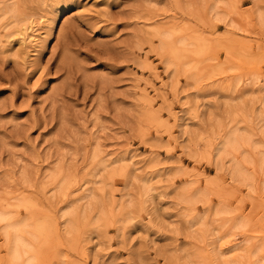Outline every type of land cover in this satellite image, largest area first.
<instances>
[{
	"label": "rangeland",
	"instance_id": "374dc122",
	"mask_svg": "<svg viewBox=\"0 0 264 264\" xmlns=\"http://www.w3.org/2000/svg\"><path fill=\"white\" fill-rule=\"evenodd\" d=\"M25 1L26 46L0 19V194L28 197L47 223L39 264H217L213 249L227 257L241 251L233 245H260L246 264H264V188L232 176L214 152L231 126L264 141V0H235L243 20L225 6L216 19L213 0L15 3ZM172 20L176 36L206 37L190 59L212 73L168 64L155 28ZM55 167L63 173L53 181ZM86 182L93 208L80 202L67 233L61 208ZM5 244L0 229V264H9Z\"/></svg>",
	"mask_w": 264,
	"mask_h": 264
},
{
	"label": "bare ground",
	"instance_id": "6f19581e",
	"mask_svg": "<svg viewBox=\"0 0 264 264\" xmlns=\"http://www.w3.org/2000/svg\"><path fill=\"white\" fill-rule=\"evenodd\" d=\"M205 1H207V0H205ZM92 2H93V0H92ZM25 3H26V1H25ZM202 3L203 2H201V5H202ZM205 4H203V5H205ZM208 4H210L209 5V7H210L209 11L212 14H214L216 19L222 18V14H221V12H219V9L223 8V6H225V8L228 9V11H226V10H224V11L228 12V16L236 17L238 19L243 20L242 18H239L240 13H238L239 10L237 8V4H236L235 0H230V1H226V2L221 1V0H213L212 3L210 2ZM205 7H203V8H205ZM28 8L29 7H28L27 3H26V5H23V3L18 5L17 2L15 3V0L14 1L0 0V19L6 20L7 23L5 24V27L7 25H9L11 27L10 28V34L11 35H13V34H19L20 35L19 44L21 46H24L27 43V40L30 39V37H32L30 32L33 30V19L34 18L32 19V16H33L31 14L32 11L29 12ZM194 10L198 11V7H196V9H194ZM205 11H207V10H205ZM242 13H244V12H241V14ZM231 19L232 18H230V20ZM258 19H259L261 24H264V15L259 13ZM54 20H52V22H50L49 24L53 25ZM239 21L240 20H238V22ZM161 22L163 23V21H161ZM242 23H244V22H242ZM177 24H179V23H177ZM160 25H159V27H157V26H154V27H157V28H155V31L160 35L161 48L163 50H167V52H168L167 59H168L169 65L170 64L172 65V63H173L172 60H170V59L174 58L179 62V64L180 63L184 64L185 67H188L189 70H192L194 72V77H196V78H199L203 72L205 73V71H207L206 73H209L208 71H211L210 73H212L213 67L210 64L201 66L199 63H197V62L195 63L192 61V59H190L191 54H198L199 55L205 50L206 37L203 36L202 33L197 32V34H193V35H189V36L187 35V37H189V38H185V37L180 38V37L176 36L175 31L178 30V28H176L177 26H175L176 25L175 21H173V20L169 21V22L166 21V23H163V24L160 23ZM240 25H241V22H240ZM247 25H245V26H247ZM245 26H244L245 29L247 28L250 30V28L245 27ZM249 27H250V24H249ZM155 31H154V33H155ZM247 33H249L248 30H247ZM190 36H192V37H190ZM36 39L37 38H34V37L32 38V40H36ZM29 41H31V40H29ZM245 41H248V40H245ZM35 42H39L38 39ZM28 45H30V44H28ZM34 45L38 46V43H34ZM224 46H226V44ZM31 48H32V46H31ZM231 51H233V50H231ZM229 52H230V50H229ZM235 52H236V50H235ZM237 53L241 54V52H239V51L236 52V55H237ZM34 54H35V52H34ZM243 54H244V52H243ZM237 56H239V55H237ZM176 60H175V62H177ZM214 72H217V71H214ZM218 72H222V71H218ZM207 76H209V74ZM210 77H212V76L210 75L208 78H210ZM203 78L206 79V77H203ZM225 85L229 86L228 84H225ZM227 88H229V87H227ZM260 114L258 113V117L261 116ZM262 120H264V119L262 118ZM257 121H259V120H257ZM239 127L241 128V126H239ZM230 128H232V129L228 130L224 134L222 141L215 147L214 152H215L217 161L222 162L226 158L229 159L230 165L228 167L231 170L232 176H234L237 179H239L240 181L248 183V184H252V182L259 180L260 183L262 184V187L264 188V150H263L264 141L255 142L256 140L254 141L253 137H251V135H249V134H246L243 130H241L237 127H232V126ZM260 133L263 134V136H264V126L261 127ZM239 154H241V156H239ZM96 156H97V153L94 152L93 153L94 160H96ZM98 161H100V160H97V163H99ZM101 164L105 167L104 162L102 163V161H101L100 165ZM246 164L251 165L252 169L250 172L246 170ZM93 166H95V165H93ZM91 167H92V165H91ZM60 168L55 167L53 169L54 171L50 175V178L52 180L55 179L56 176H57L56 178L58 180V175H59V173L62 172V170H60ZM93 169H94V167H93ZM61 175L62 174H60V176ZM68 179H69V177H68ZM48 180L46 179V182ZM53 181H55V180H53ZM88 181H91V180H88ZM101 181H103V180H101ZM41 182L39 185H41ZM62 183H63V181H61L59 183V185L57 186V189H54L56 195L58 192H60V193L63 192L62 191L63 190ZM43 184H44V181H43ZM51 185H53V184H51ZM68 185L70 186V184H68ZM46 186H43V187H46ZM64 186H65V184H64ZM67 188H68V186H67ZM65 190H67V189H65ZM78 190H79V193L75 197L76 203H75V201L70 202L67 205H65L63 208H61V211H60L61 216L66 219L65 220L63 218L65 220V224H64L65 229H66L65 232H67V233H70L72 230L74 219H75V217L77 218V216H75V213L79 212L77 209H78V204L80 202L86 201V206H85L86 209L87 208H89V209L93 208L92 206H93L94 202L91 201L94 199V193H95L93 190V187L89 186L88 183L86 182L85 184H82ZM6 191H5V193H6ZM19 192H21V191H19ZM5 193L3 192L2 194H5ZM25 193H27V192H25ZM15 194H17V193H15ZM23 194L24 193H22L20 195H23ZM7 195H9L8 196V198H9L10 194H7ZM12 195L14 196L13 193H11V197H12ZM65 195L66 194L64 193V196ZM5 197H7V196L3 197V195L0 194V229H1V233L3 235L4 241L6 243L5 245H7L6 261L9 264H39V262H38V250H39L38 249V242L41 240V238L45 237V234H47V231H46L47 229L43 226V223L45 221L44 222L41 221L42 222L41 223V222H39V220H36L35 218H33V216L31 215L32 212L30 211V208H31L30 203H32L31 202L32 200L31 201L28 200L29 199L28 197H26L24 195H23V197L18 196V198L14 199L13 201H10L9 200L10 198L7 201V199ZM57 197H59V196H57ZM96 202L98 203L99 201L96 200ZM11 206L16 207V208L22 207L30 213H27L23 217L21 216L22 217L21 218V217H19L18 211L17 212L14 211L13 208H11ZM16 208H14V209H16ZM122 209H123V207L121 208L119 214H121ZM76 210L78 212H76ZM97 210H98V208H97ZM103 213L104 212L102 211V209L99 210V214H98L99 218H101V215ZM99 218H97V219H99ZM77 219H75V220H77ZM120 219H121V217H120ZM244 221L245 220H243V222H241L239 224L240 228L245 229L247 227V222L246 221L244 222ZM42 242L43 241H41V243ZM254 245H255V243H254ZM251 246H253V245H251ZM260 249H261L260 245H256L254 247V249H252V250H251V248L245 250V249H242V247L239 248V247H237V245H233L230 248V250L235 251V252L237 250H241L242 252L239 251L236 254H233V255L227 256V257H224L221 254H218V250L216 249V247L213 249V251H214L215 258L218 259L217 264H246V262H256L254 259L256 258L259 251L262 250V249L261 250ZM209 264H212V263H209Z\"/></svg>",
	"mask_w": 264,
	"mask_h": 264
},
{
	"label": "snow or ice",
	"instance_id": "6c2138e0",
	"mask_svg": "<svg viewBox=\"0 0 264 264\" xmlns=\"http://www.w3.org/2000/svg\"><path fill=\"white\" fill-rule=\"evenodd\" d=\"M60 7H61V8H63V7H64V4H63V3H61ZM71 7H72V5H71V4H69V5H68V8H69V9H71Z\"/></svg>",
	"mask_w": 264,
	"mask_h": 264
}]
</instances>
